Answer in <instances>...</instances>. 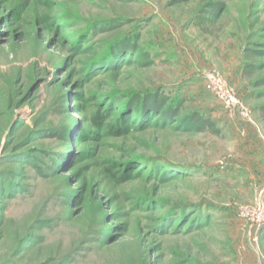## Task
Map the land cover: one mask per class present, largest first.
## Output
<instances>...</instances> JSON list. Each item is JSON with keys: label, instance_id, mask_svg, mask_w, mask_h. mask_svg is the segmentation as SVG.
Returning a JSON list of instances; mask_svg holds the SVG:
<instances>
[{"label": "rangeland", "instance_id": "rangeland-1", "mask_svg": "<svg viewBox=\"0 0 264 264\" xmlns=\"http://www.w3.org/2000/svg\"><path fill=\"white\" fill-rule=\"evenodd\" d=\"M136 35L151 67L91 66ZM248 50L264 53V0H0V264H263L264 56ZM158 90L175 120L114 103ZM192 113L219 135L179 126Z\"/></svg>", "mask_w": 264, "mask_h": 264}, {"label": "trees", "instance_id": "trees-1", "mask_svg": "<svg viewBox=\"0 0 264 264\" xmlns=\"http://www.w3.org/2000/svg\"><path fill=\"white\" fill-rule=\"evenodd\" d=\"M180 1V0H178ZM221 7V4L214 5L210 11L209 16H215L217 10ZM108 30H111L115 26H105L102 25V27ZM138 35L133 37H122L119 39L114 40L107 48V52L105 54L97 59V61L92 62L91 66L95 64L96 67H104L108 70H116L118 69L117 65L122 64L121 62H124L125 58H129L132 56V61L129 60L127 64L135 63L140 68H149L153 65L152 60L149 57V54L141 49L138 45ZM249 55H258L261 54L264 56V53H259L256 51H247L246 53ZM125 57V58H124ZM110 65V66H108ZM255 69L254 64H248L244 67L245 75H249L252 70ZM264 82V80H263ZM122 102L124 105V108H122V113H128V111H131V113H136L138 116L135 119V121L140 122V125L143 126V124L149 123V116L151 115H158V119L152 123L153 125L155 123H164V122H170L176 119L179 112L182 109V101L170 99L167 95H165L161 90L155 91V92H148L145 94H133L130 97L123 99H115L114 103ZM126 115V114H125ZM126 118L123 117L120 122V128L124 127L127 128V125L124 124ZM179 126L185 127L189 130H192L197 133H203V132H209L213 135H219V129H217L216 125L213 121H211L209 118L203 117L199 115L198 113H192L190 115H186L184 117H180L178 120ZM54 137H57L58 135H51ZM50 137V136H48ZM35 170H38L41 176L46 177L47 174L41 173L37 169L35 165H32ZM51 170V169H50ZM168 174L163 173V178L167 177ZM174 214L170 215L173 216Z\"/></svg>", "mask_w": 264, "mask_h": 264}, {"label": "built area", "instance_id": "built-area-1", "mask_svg": "<svg viewBox=\"0 0 264 264\" xmlns=\"http://www.w3.org/2000/svg\"><path fill=\"white\" fill-rule=\"evenodd\" d=\"M206 83L209 92L218 97L220 101L223 102L224 107L226 109H232L238 104V102L233 98L232 94H229V92H225L223 82L219 79V77L215 76L213 73H208L206 75ZM244 115L247 114L244 113ZM260 221L261 222L259 223V226H264V219L262 218Z\"/></svg>", "mask_w": 264, "mask_h": 264}]
</instances>
